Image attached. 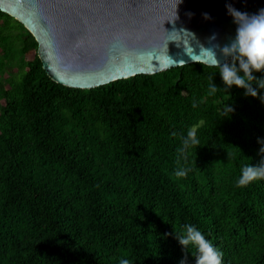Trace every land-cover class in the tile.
<instances>
[{"label":"trees","instance_id":"16d2710c","mask_svg":"<svg viewBox=\"0 0 264 264\" xmlns=\"http://www.w3.org/2000/svg\"><path fill=\"white\" fill-rule=\"evenodd\" d=\"M36 50L0 11V264H178L175 231L186 224L223 264H264V180L236 183L260 160L258 97L225 92L199 62L68 87L49 78ZM188 132L198 146L182 152ZM181 167L185 177L175 175Z\"/></svg>","mask_w":264,"mask_h":264},{"label":"water","instance_id":"95a60500","mask_svg":"<svg viewBox=\"0 0 264 264\" xmlns=\"http://www.w3.org/2000/svg\"><path fill=\"white\" fill-rule=\"evenodd\" d=\"M225 2L182 0L176 7L175 0H0V11L35 38L50 79L92 88L196 62L206 49L223 62L219 49L236 28ZM228 2L250 14L264 8V0Z\"/></svg>","mask_w":264,"mask_h":264},{"label":"clouds","instance_id":"9594fccd","mask_svg":"<svg viewBox=\"0 0 264 264\" xmlns=\"http://www.w3.org/2000/svg\"><path fill=\"white\" fill-rule=\"evenodd\" d=\"M181 2L182 0H175L176 7ZM225 8L226 14L232 18L236 28L235 36L230 43L219 49L220 56L225 58L224 61L221 62L217 58L215 51L205 48L206 55L198 58L196 62L214 69L215 73H219L225 85L223 88L225 92L226 89L236 86L244 90L246 97H258L261 103H264V92L259 91L264 89V8L250 14L235 8L228 0L225 2ZM188 15L192 14L189 13ZM202 15L205 19L211 18L208 13ZM257 72L262 73V75H254ZM217 88L218 86L212 82L209 86V95H213ZM192 107H197L195 101ZM232 111L234 109L225 103L221 108L223 117H228ZM182 144V152L189 145L197 147L198 141L195 134L188 132L182 138ZM257 144L260 145L257 151L260 160L257 163H249L242 167L236 181L237 187H246L255 181L264 180V138L257 137ZM188 171L189 169L181 167L175 171V175L185 177ZM175 238L181 246L182 252L185 253L178 264H189L188 254L194 256V264H223V252L215 247L197 226L193 224L184 225L180 232L175 231ZM119 264H133V262L127 258H121Z\"/></svg>","mask_w":264,"mask_h":264},{"label":"rangeland","instance_id":"374dc122","mask_svg":"<svg viewBox=\"0 0 264 264\" xmlns=\"http://www.w3.org/2000/svg\"><path fill=\"white\" fill-rule=\"evenodd\" d=\"M18 59H19V57L16 58V61H18ZM14 67H15V65H14ZM7 71H8V73H15L16 72V69H14V68H7ZM16 76H17V78L19 77V75H16Z\"/></svg>","mask_w":264,"mask_h":264}]
</instances>
